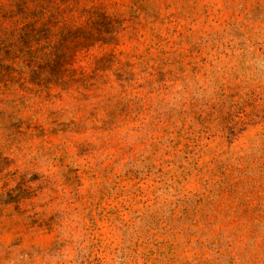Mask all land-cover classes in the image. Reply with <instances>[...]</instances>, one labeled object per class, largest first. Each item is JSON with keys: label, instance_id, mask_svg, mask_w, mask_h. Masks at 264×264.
I'll return each mask as SVG.
<instances>
[{"label": "rangeland", "instance_id": "obj_1", "mask_svg": "<svg viewBox=\"0 0 264 264\" xmlns=\"http://www.w3.org/2000/svg\"><path fill=\"white\" fill-rule=\"evenodd\" d=\"M0 264H264V0H0Z\"/></svg>", "mask_w": 264, "mask_h": 264}]
</instances>
